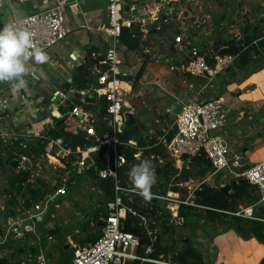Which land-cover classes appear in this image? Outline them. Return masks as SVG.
Listing matches in <instances>:
<instances>
[{
    "label": "built area",
    "instance_id": "2783aa9c",
    "mask_svg": "<svg viewBox=\"0 0 264 264\" xmlns=\"http://www.w3.org/2000/svg\"><path fill=\"white\" fill-rule=\"evenodd\" d=\"M3 1L0 0V9L3 8ZM66 9H69L74 15H78L81 12V1L55 0L49 9L32 12L23 18L14 20L13 23L32 30L35 33L37 45L47 51L65 40L72 31V28L66 26ZM106 9L107 23L98 29H102L108 35L109 46L104 52H92L93 58L102 55L93 68L97 74L95 82L89 88H78L71 79L67 87L58 90L52 97L50 105L54 107L53 116L43 118V121L50 124H55L59 119H72L74 126L70 132L84 134L91 144L71 147L66 145L63 137L51 135L46 126L31 129L29 135L35 138L36 145L39 142L45 143L44 151L49 161L57 163L66 170L67 174L63 185L57 188L53 194H48L45 199L36 203L34 209L37 210L38 217L46 214L51 207L50 201L66 196L68 188L88 176L89 171L95 167L96 159L101 156L105 161V166L97 171L98 175L104 179L112 178L115 181V196L112 199L105 198L104 206L101 208L107 213L101 214L98 220L94 221V225L101 228V236L94 242L77 246L74 251V259L70 264L159 262L156 259L139 255L140 238L122 227V219L126 217L128 211L134 215H138V213L124 203V195H128L132 200V196L137 192L133 187H127L121 183L120 169L130 162L126 152L120 151L119 147L124 146L126 149L134 150L133 163L141 159H148L157 161L158 166H163L167 161H170L179 170L190 165L196 156L204 154L210 160L214 172L229 170L234 173L233 167L244 166L245 158L232 154L231 144L226 133L229 107L225 98L218 94L207 98L202 90L191 92L187 95L186 101L182 102L183 109L176 115L174 133L170 139H168L169 132H167V138L163 137L153 145L141 147L134 139L122 140L120 138V134L125 130L122 126L126 121V112H132L137 119L139 115L127 97L128 94L124 92L126 84L132 85L133 82L121 77L122 74L128 75L122 69V29L137 22L135 17L131 21L124 18L126 14L125 0H106ZM173 41L179 48L187 50L186 59L181 62L180 69L192 76L206 80L207 84H213L217 77L223 76L238 58L237 54L232 53L214 54L211 50L198 45L183 32L173 33ZM171 69L174 70L176 67L173 65ZM69 92L72 94L73 100L69 99ZM87 97L91 100H86ZM103 99L106 102L102 109L101 101ZM99 122L109 128V131L102 136L97 130ZM10 135L12 134L0 126V139L8 142L11 139ZM27 145L31 144L23 142V147ZM160 146L164 148L165 155L145 153L146 149ZM94 154H98L97 158L93 157ZM178 163H180L179 166ZM241 175L257 187L261 194V202L264 204V160L249 165ZM189 182L190 180L177 182L176 185L178 187L185 186ZM196 188L188 189L194 191ZM152 197L167 202L166 209L171 224L184 225L186 219L181 212V205L187 202L181 199L179 191L174 189H170L166 193L159 191L152 193ZM189 204H193V202ZM141 219L145 225L148 224L149 220L146 216H141ZM17 230L16 228L13 231L17 232ZM17 234L20 236V231ZM199 244L203 245L201 241ZM153 249L152 245L147 246L145 252L151 253Z\"/></svg>",
    "mask_w": 264,
    "mask_h": 264
},
{
    "label": "rangeland",
    "instance_id": "374dc122",
    "mask_svg": "<svg viewBox=\"0 0 264 264\" xmlns=\"http://www.w3.org/2000/svg\"><path fill=\"white\" fill-rule=\"evenodd\" d=\"M125 8L124 18L131 21L135 17L136 22L144 30L146 40H150L151 37L155 40L156 31L158 34H165V31L170 29L174 33L183 32L190 35L189 38H200L201 47L207 50H212L210 47L215 41L230 40L236 36L257 32L256 28L259 31L264 28V0H125ZM162 16H166L167 21ZM152 53L157 56L156 49H153ZM121 57L126 63L127 57L123 51ZM124 92L128 94L127 97L140 115L139 122L145 126L143 135L147 140L158 141L163 137L167 138V132L170 134L174 131L177 114L167 110L169 101L155 97L153 89L144 88L139 84H126ZM143 111L144 114L141 115ZM10 136L8 142L0 139V152L8 160L0 165V230L4 232V235L0 236L2 242L0 256L7 258L12 264L17 262L70 264L78 245L88 243L101 234V229L90 226L88 221L96 216L98 206H104V202L99 205L103 197L95 183L89 176H85L78 185H71L67 197L52 199L48 212L38 217L34 206H26L22 194L12 186L16 173L21 168L30 169V180L53 194L66 180V170L57 163H51L45 151H27L23 147L22 139ZM12 156L16 157V160L13 161ZM141 161L142 159L134 162V165ZM151 162L156 172L158 163L155 160ZM244 168L245 166L238 167L235 173L224 170L220 174L212 175L214 171L212 167L207 169L192 167L189 184L179 186L181 199L187 202L183 204L185 212L196 213L206 218L212 233L224 229L227 223L208 219L205 209L196 206L194 191L189 189L196 188L202 183L222 187L240 175ZM221 183L224 185L221 186ZM175 185V176L165 180L156 173L152 193H156L157 188L158 191L166 193ZM160 201L167 205L166 201ZM191 202L194 203L189 204ZM191 205L195 207L191 209ZM254 205L249 199L240 201L236 205L238 210L236 214L248 218L256 217L262 204L256 207ZM158 223L156 232L161 236L160 248L167 247L169 252L167 255L159 254L156 259L159 262L154 264H178L172 259L174 255L184 249L190 239L195 244V240H199L197 237L203 236L202 233L194 234L195 229L190 225L172 224V227H169L166 221H163V217L157 221ZM52 226L60 229L54 235H49L48 230ZM16 228L17 232L20 231V236L13 231Z\"/></svg>",
    "mask_w": 264,
    "mask_h": 264
},
{
    "label": "crops",
    "instance_id": "0c3cea01",
    "mask_svg": "<svg viewBox=\"0 0 264 264\" xmlns=\"http://www.w3.org/2000/svg\"><path fill=\"white\" fill-rule=\"evenodd\" d=\"M54 1L4 0L3 8L0 9V27L13 23L14 20L32 12L47 10ZM80 1L81 12L78 15H74L69 9L65 10L66 26L72 28V31L65 40L45 51L48 61L44 64L29 63V72L33 74L34 79L26 80V89L16 90L12 84L0 82V126L27 144L36 145L35 138L29 135L33 128L46 126L50 134L60 126L65 131L73 128L72 119L65 118L62 119L63 122L59 119L55 124L43 121L52 97L70 83L75 69L86 62L87 54L91 49L96 48L104 52L109 46L108 35L102 29H98L108 20L106 0ZM165 32V34H158L156 31L155 40L153 37L150 40L145 38L147 45L140 51L123 48L127 61L124 63L123 60L122 69L133 75L132 85L139 84L144 88L153 89L155 97L169 101L167 106L169 112L175 101H186L187 95L194 91L202 90L207 98L214 94L223 96L229 107L226 133L232 154L244 157V165L247 167L263 161L264 58L254 60L255 57H251L252 59L245 65L235 61L223 76L217 77L213 84H207L206 80L180 69L181 62L186 59L187 50L175 45L172 30L168 29ZM144 36L146 37L145 34ZM191 39L201 46L200 38L192 37ZM210 48L213 52V46ZM153 49H156L157 56L152 53ZM145 62L144 73L137 81V72ZM173 65L176 67L174 70L171 69ZM68 95L69 99L73 100L70 92ZM237 168L233 167L234 173ZM223 171L217 173L213 171L212 175ZM78 184L79 182L74 185ZM99 192L103 197L99 205H102L105 197L101 189ZM67 196L68 192L63 198ZM99 210L105 211L101 206H98L97 212ZM95 220L96 216L92 217L88 223L92 227L99 228L98 225H94ZM199 233L203 236L197 237L199 240H195V245L198 249H200L198 246L201 247L206 264H259L264 258V243L255 237L244 238L234 229H222L214 233L212 239H209L200 229L194 230V234ZM198 241H201L203 245H200ZM91 242L94 240L88 243Z\"/></svg>",
    "mask_w": 264,
    "mask_h": 264
},
{
    "label": "trees",
    "instance_id": "16d2710c",
    "mask_svg": "<svg viewBox=\"0 0 264 264\" xmlns=\"http://www.w3.org/2000/svg\"><path fill=\"white\" fill-rule=\"evenodd\" d=\"M257 32L246 34L245 36H236V38L230 40H218L215 41L213 45L214 54H237L238 58L236 62L241 64H247L252 58L254 60L260 57L264 58V28L258 30ZM181 32L175 33L179 34ZM121 42L124 49L131 51H140L145 48L147 41L144 38V30L142 26L138 23H133L131 26H125L121 33ZM98 51V49H91L87 54V60L85 63L77 66L73 75V82L78 88H89L96 80L97 74L93 71L95 63L98 61L102 55L98 58L92 57V52ZM146 68V62L143 63L141 68L137 72V81L140 76L144 73ZM102 109L105 106L106 100L102 101ZM97 130L99 135H103L109 131V128L102 122L97 124ZM145 126L138 122L136 125L127 127L121 134L120 138L122 140L134 139L137 141L138 146L146 147L153 145L156 139L147 140L143 135ZM174 131L168 135V139L173 136ZM51 134L55 137L61 136L64 138L66 145L71 147H76L78 145L86 146L91 144V141L86 139L85 135L82 133H72L70 131H65L61 126L57 130L51 131ZM25 150H34L35 152L44 151L45 143L39 142L37 145H27L24 147ZM120 151L126 152L129 159V164L120 169V180L124 186H132L129 178L128 172L132 166H134V158L132 149H126L124 146L119 147ZM146 154H164V148L151 147L145 150ZM16 160V157L12 156ZM10 159V158H9ZM8 160L5 159L0 152V165H3ZM105 166L104 159L99 156L96 159L95 167L89 171V179L95 183V185L101 189L103 195L107 199H112L115 196V181L112 178H101L98 175V170ZM198 166L201 169L211 168L212 164L209 159L206 158L204 154L201 156H196L189 167L184 166L182 170L176 168L172 162L167 161L163 166H158L156 169L157 175L165 180H170L175 176L176 183L182 181H188L191 178L190 170L192 167ZM245 168L242 172L247 168ZM242 166V167H244ZM241 167V168H242ZM241 172V173H242ZM30 169L21 168L15 175V179L12 186L17 190L19 194H22L26 206H34L36 203L42 201L50 192L44 190L41 186L38 187V183L32 182ZM42 182L41 179H38ZM134 188V187H133ZM175 191H180L178 186H173ZM153 191V190H152ZM155 192H159L158 188ZM163 193V191H161ZM195 196L194 202L196 206L205 209L207 213V218L213 221H220L222 223H227L224 229H234L239 235L244 238L255 237L259 241L264 243V204L261 202V194L257 187L252 185L246 177L243 175H238L233 178L229 183L222 187H214L207 183H202L193 192ZM124 203L135 210L138 215H134L131 211L127 212L125 218L122 219V227L124 230L134 233L140 238V245L138 247V253L141 256H147L148 258L157 259L158 255L161 253L169 252L167 247L160 248L161 236L156 232L157 227H159V221L163 217V221L169 227H172L170 223L169 213L166 209L165 202L160 201L155 197H152L150 201H145L138 194L132 196L130 200L128 195L123 196ZM245 199H249L255 204L256 207L260 203L259 212L256 217L248 218L242 215H237L238 212L236 205ZM193 202V203H194ZM185 205H181V212L185 216L186 222L184 225H190L193 229H200L204 234L209 237H213L214 233L211 231L209 222L206 218L201 217L196 213L185 212ZM191 205V209H193ZM106 211L96 212V220L101 216V214H106ZM141 216H146L148 219L156 220V222H150L149 225H145L141 219ZM167 228V227H166ZM4 232L0 230V236H3ZM100 235L94 237V241L97 240ZM153 246V252L146 253L147 246ZM174 262L178 264H206L205 258L201 250L193 243V240H189L186 246L181 251L177 252L172 258ZM139 263V262H137ZM0 264H12L7 258L0 256ZM15 264H28L25 262H17ZM142 264H154V262L146 261ZM259 264H264V258Z\"/></svg>",
    "mask_w": 264,
    "mask_h": 264
},
{
    "label": "clouds",
    "instance_id": "9594fccd",
    "mask_svg": "<svg viewBox=\"0 0 264 264\" xmlns=\"http://www.w3.org/2000/svg\"><path fill=\"white\" fill-rule=\"evenodd\" d=\"M47 61L48 55L37 45L32 30L14 23L0 27V82L12 84L16 90L26 89L29 63L44 64ZM128 178L137 194L150 201L156 183L152 162L144 159L132 166Z\"/></svg>",
    "mask_w": 264,
    "mask_h": 264
},
{
    "label": "water",
    "instance_id": "95a60500",
    "mask_svg": "<svg viewBox=\"0 0 264 264\" xmlns=\"http://www.w3.org/2000/svg\"><path fill=\"white\" fill-rule=\"evenodd\" d=\"M135 13H136V12H135ZM162 18H163V19H166V16H162ZM171 34L173 35V32H171ZM121 77H122L123 79H126V80H132V79H133V75H132V74H128V75H126V74H122ZM32 79H34L33 74H30L28 77H26V80H27V81H30V80H32ZM68 84H69V83H67V86H68ZM67 86H66V87H67ZM64 87H65V86H64ZM64 87H63V88H64ZM86 100H91V98L87 97ZM92 100H94V99H92ZM53 109H54L53 105H49L48 110H47V112H46V114H45L44 117H46V116H50V117H52V116H53V114H52ZM182 109H183V103H182L181 101H175V102L172 104V106H171V112H173L174 114H179V113L182 111ZM142 114H143V113H141V115H142ZM125 116H126V121H125V123H124L123 126H122L123 129H126V128L129 127V126L136 125V124L138 123V119H137V117H136L132 112H129V111L126 112ZM139 116H140V115H139ZM61 122H63V120H61ZM97 156H98V154H94V155H93L94 158H97ZM58 229H59V227L52 226V227L48 230V234H49V235H54V234L58 231ZM129 264H135V263L131 262V263H129Z\"/></svg>",
    "mask_w": 264,
    "mask_h": 264
}]
</instances>
